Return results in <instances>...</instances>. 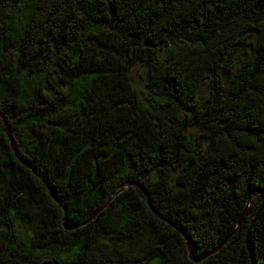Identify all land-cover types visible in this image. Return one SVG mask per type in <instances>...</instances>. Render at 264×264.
I'll list each match as a JSON object with an SVG mask.
<instances>
[{"label":"trees","instance_id":"1","mask_svg":"<svg viewBox=\"0 0 264 264\" xmlns=\"http://www.w3.org/2000/svg\"><path fill=\"white\" fill-rule=\"evenodd\" d=\"M0 113V264H264V0H0Z\"/></svg>","mask_w":264,"mask_h":264},{"label":"water","instance_id":"2","mask_svg":"<svg viewBox=\"0 0 264 264\" xmlns=\"http://www.w3.org/2000/svg\"><path fill=\"white\" fill-rule=\"evenodd\" d=\"M1 114V113H0ZM1 116H2V118H3V121H4V124H5V127H6V130H7V133H8V137H9V140H10V142H11V144H12V146H13V149H14V152H15V155H16V157L19 159V161L22 163V164H24L27 168H29L36 176H38L39 178H40V180L44 183V184H46L47 186H48V183H47V181H46V179L36 170V169H34L31 165H29L24 159H23V157L20 155V153L18 152V150H17V148H16V143H15V141H14V138H13V135H12V131H11V128H10V126H9V123H8V121H7V119H6V117L4 116V115H2L1 114ZM140 186V185H139ZM142 189H143V187H141ZM258 194H262V196H263V200H262V202H261V206H260V210H259V212H258V214H257V216H256V218H255V220L257 219V217H258V215L260 214V212L262 211V209L264 208V191H258V192H255L253 195H252V197H254V196H256V195H258ZM148 202H149V204H150V198L148 197ZM150 207L154 210V211H156L154 208H153V206L150 204ZM157 212V211H156ZM159 214V213H158ZM254 220V221H255ZM235 232V231H234ZM233 232V233H234ZM232 233V234H233ZM232 234L228 237V239H227V241L231 238V236H232ZM187 241H188V244H189V251H190V257H191V259L194 261V262H196V263H199L203 258H201V259H199V258H196L194 255H193V252H192V250H191V246H190V242H189V239H187ZM247 246H248V248H250V244H249V232H248V235H247ZM253 255L251 254V257H252ZM253 258V257H252Z\"/></svg>","mask_w":264,"mask_h":264}]
</instances>
